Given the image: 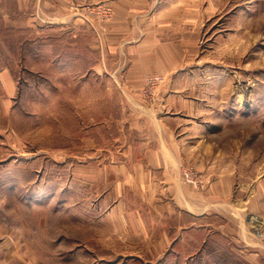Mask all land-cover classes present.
<instances>
[{"label":"rangeland","instance_id":"rangeland-1","mask_svg":"<svg viewBox=\"0 0 264 264\" xmlns=\"http://www.w3.org/2000/svg\"><path fill=\"white\" fill-rule=\"evenodd\" d=\"M106 1L77 0L67 12L91 20L74 24L45 22L32 1L0 0V264H144L131 260L138 249L101 246L98 230L82 231L93 196L69 166L89 159L87 137L105 144L101 135L119 132L103 125L122 93L90 71L103 57L98 32L114 21ZM185 1L203 26L173 77L186 87L172 90L199 98L196 152L232 171L243 203L165 264H264V0ZM168 76H146L140 94L154 102ZM198 169L183 165L182 180L202 190Z\"/></svg>","mask_w":264,"mask_h":264},{"label":"crops","instance_id":"crops-1","mask_svg":"<svg viewBox=\"0 0 264 264\" xmlns=\"http://www.w3.org/2000/svg\"><path fill=\"white\" fill-rule=\"evenodd\" d=\"M26 1L48 13L44 14L47 23L75 24L84 18L66 10L75 7L77 0ZM106 3L114 9V21L107 32H98L103 57L90 71L108 77L122 93L118 112L103 125L109 128L117 122L119 132L113 137L101 135L105 144L87 137L89 159L69 165L76 170V182L81 178L80 184L89 186L93 196L88 211L91 218L83 221L90 226H83L82 231L98 230L104 235L101 246L138 249L131 260L165 264L170 255L179 254L175 249L189 246L199 232L211 231L214 218L224 220L242 210L232 171L221 166L217 156L203 159L197 153L200 145L195 137L203 134L197 116L199 98L172 90L186 87L173 77L188 66L179 67L193 56L203 21L191 11L196 6L185 0ZM155 72L169 76L151 103L140 88L144 78ZM185 164L199 168L206 177L202 190L183 182ZM239 235L242 238V230Z\"/></svg>","mask_w":264,"mask_h":264},{"label":"built area","instance_id":"built-area-1","mask_svg":"<svg viewBox=\"0 0 264 264\" xmlns=\"http://www.w3.org/2000/svg\"><path fill=\"white\" fill-rule=\"evenodd\" d=\"M152 80H155V79H157V76H154V77H152L151 78ZM190 169H192V168H190ZM194 169H192V170H190L191 171V173H195V171H193ZM201 176L202 175H200V178H201ZM183 178H185V182H188V183H192V184H194L195 186H199V184H198V180L197 179H194L193 177H190V176H188L187 175V177L185 176H183ZM259 231H261V228L259 229ZM258 233V232H257ZM259 235L262 237L263 236V234H261L260 232H259ZM264 237V236H263Z\"/></svg>","mask_w":264,"mask_h":264}]
</instances>
